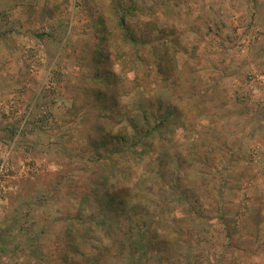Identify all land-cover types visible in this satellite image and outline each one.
<instances>
[{
  "label": "rangeland",
  "instance_id": "obj_1",
  "mask_svg": "<svg viewBox=\"0 0 264 264\" xmlns=\"http://www.w3.org/2000/svg\"><path fill=\"white\" fill-rule=\"evenodd\" d=\"M7 155L0 264H264V0H0Z\"/></svg>",
  "mask_w": 264,
  "mask_h": 264
},
{
  "label": "trees",
  "instance_id": "obj_2",
  "mask_svg": "<svg viewBox=\"0 0 264 264\" xmlns=\"http://www.w3.org/2000/svg\"><path fill=\"white\" fill-rule=\"evenodd\" d=\"M125 17L126 14H124V16H122L121 18H119L118 22H119V26L121 27V29L128 35V37L133 41V43L137 46H139L140 42H142V44L145 45L146 41L145 39L139 38L138 36H136L135 34L129 32V30L127 29L126 25H125ZM135 50V49H134ZM136 52L139 53L138 49H136ZM135 58H137V55L135 53ZM132 62L135 63V61L133 60ZM142 64L139 63V69L141 68ZM105 80L107 81V78H105ZM111 84V82H110ZM102 102L101 105L104 107H107L105 104L108 103L107 101V96L104 92H102ZM107 100V101H106ZM113 102V101H112ZM115 102H113L111 108L114 107ZM144 112V116H143V124L140 128H136L137 130V135L136 136H132L130 133L123 132L122 135L116 136L114 138V142L115 145L112 146V154H121L123 157H125L126 155H130L132 158L134 159H148L150 158V153L152 151L153 148V144L149 143V141L147 140V138L151 135V130L149 128L150 122H149V112L147 111H143ZM160 123H164V118H161ZM136 126V125H134ZM141 134V135H139ZM112 138V139H113ZM146 140V141H145ZM133 141V142H132ZM135 145V146H134ZM138 172H141L140 169L138 170ZM122 182V181H121ZM120 182V183H121ZM123 183H125V181H123ZM128 195L126 194H122L120 196H117V198L109 195L108 199L106 200L105 204L103 205V217L104 219H106L107 221H109V219H112V212L117 213L118 208H116L115 206L118 205L121 209H124V211L121 212V216L125 218V215L127 216L128 219L131 218V216L128 214V209L127 207L129 206L127 204V200L126 198H129L130 196L132 197V189L128 190ZM96 196V195H94ZM98 202L101 199H98ZM99 204L101 205V202H99ZM94 203L92 204V202H90L88 199L85 200V202L83 203V205L81 206V208L78 210L77 214L75 215V221L80 222L83 218H88L89 216L85 215L86 210L88 209L89 211L93 208ZM92 217H94V212H92ZM74 218V217H73ZM73 223H70L68 226V231L70 232L71 227L73 228ZM108 227H111V224L108 223ZM116 231H114V229H110V235L111 236H115L116 235ZM123 235L125 236L126 241L129 242L130 239H132V233L130 230H128L127 232H123ZM125 240V239H123ZM121 242L122 245H126L125 241ZM132 244H129V247H131ZM16 249L19 250V246H16Z\"/></svg>",
  "mask_w": 264,
  "mask_h": 264
},
{
  "label": "built area",
  "instance_id": "obj_3",
  "mask_svg": "<svg viewBox=\"0 0 264 264\" xmlns=\"http://www.w3.org/2000/svg\"><path fill=\"white\" fill-rule=\"evenodd\" d=\"M12 165L9 155L4 156L0 162V201L6 197L9 188V183L12 178Z\"/></svg>",
  "mask_w": 264,
  "mask_h": 264
}]
</instances>
